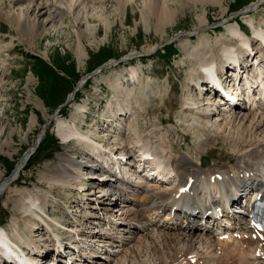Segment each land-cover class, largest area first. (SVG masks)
I'll return each instance as SVG.
<instances>
[{
	"label": "rangeland",
	"instance_id": "obj_1",
	"mask_svg": "<svg viewBox=\"0 0 264 264\" xmlns=\"http://www.w3.org/2000/svg\"><path fill=\"white\" fill-rule=\"evenodd\" d=\"M150 1L129 0L126 8H123L122 0H27V2L24 0L22 3L15 0H0V185L5 184L8 178L16 174L14 170H17L23 157L29 156L27 153L29 150H36L31 154L32 157L25 164L26 166L21 169L19 180L13 182L9 188L6 186V190L0 195V225L6 226L5 229L9 231V238L13 240V244L18 240L22 241L25 247L40 246V243L50 240L48 228L53 229L54 236L57 238L72 241L73 236L66 225V221H70L78 225L79 231L87 229L84 238L88 240L89 245H84L93 249V252L100 250V256L103 259H97L99 264H154L155 259L160 256L159 253L165 252L160 245V240H156L157 236L160 237L158 233L163 237L164 230L156 227L150 229L147 227L145 232L139 229L137 231L136 228L127 230L122 227L117 234L120 236L119 239L124 241L123 244L116 239L107 238L98 242L99 238L93 236L96 231L94 228L99 221L94 218L81 220L80 216L88 217L86 215L90 210L83 211L77 203L80 198L96 196L97 187L101 188L99 189L101 192L98 191L101 197H98L96 201H104L103 193H108L109 188L104 190L102 187L105 184L99 186L93 180L94 178L89 179V177L93 174L95 178L99 176L106 179L108 175L104 177V172L100 174L101 169L91 170L90 168L91 166L99 167L101 164L96 158L103 159V163L106 164L112 162L113 158L104 151L100 154L93 153L95 145L90 147V140L83 145L72 140L73 142L70 145L67 144L69 147L66 148V144L61 142L58 135L56 136L55 126L58 119H62L67 125H72L71 120L75 121L74 117L80 118L81 120L76 119V121L82 124L83 131L80 130L82 135L87 136V131L90 130L95 134L93 137L105 142L102 145L94 141L98 147L106 146L109 150L114 146L126 147L129 150L143 144L141 151H151L152 154H155L154 151L159 152L166 168H169L168 162L172 164V161L177 160L181 155L200 167L203 148L209 158V165L205 168V172L210 173L209 169H216L217 164L220 165L219 168L231 167L233 164L239 166L240 158L245 154L256 151L260 146L262 148L258 149L264 148V125L256 135H253L252 125L253 118L256 122L262 120L264 105L255 111L233 110L218 106L219 100L211 99L213 96L205 97V102L201 101L203 97L191 87L194 82L193 75L198 73L196 65L206 63L204 57L217 60V69L222 67L218 64L220 46L226 53V50H231L235 46L234 43H237L236 41L233 43L229 33L235 26V20H238L240 24L243 22L254 24L257 30L264 29V0H224V5L210 6L206 9L203 8L200 0H184L186 4H189L184 7L180 2L179 5L171 6L170 4L167 7L174 12V17L164 30L156 28L155 22L146 15L149 14L147 9ZM161 1L165 3L169 0ZM261 2L263 3L260 4ZM253 3H255L253 7L247 9L246 6ZM48 10L49 12H46ZM55 10H59L58 18L53 22L49 14ZM15 19L21 22L26 19L25 21L32 28V35L23 33L20 26L13 25ZM219 30L222 33H219ZM256 32L260 34L259 31ZM257 33L256 36H258ZM190 37L192 40L189 39ZM243 40L246 38L242 35ZM168 45L177 47L169 49L166 48ZM256 45L259 46H256L257 51L260 47L264 48L262 44ZM165 48L164 54L162 49ZM235 48L239 47L235 46ZM240 50L239 54H246L242 51L243 49L242 52ZM195 56V62H188ZM139 57L146 59L143 64L138 61ZM262 57H264V51L257 56L258 62ZM79 58H84V61L80 63ZM133 58L136 59V65L132 68L138 71L142 69L149 77L151 90L148 91V98L134 107L130 98L123 96L128 90V83H124L120 97L114 99L113 108H108L113 96L109 86L112 79L108 76L111 73H120L122 70L130 71L132 68L128 70L119 64H127ZM103 63L110 65L91 76L89 81L88 79L84 81L70 99V94L83 78L90 71H94V67L97 68ZM188 63H191L190 69L184 67ZM145 74H139L136 77L143 78ZM254 74L255 69H252L250 79L254 77ZM124 75L126 77L127 73ZM151 95L156 96L158 100L153 99ZM209 100L211 102H208ZM147 102L148 105L145 106ZM190 103L195 104L191 106H195L194 113L198 112V116L196 113L193 115L184 110L187 107L190 108ZM169 104H173L175 108L170 114L166 111V105L169 106ZM149 105L151 106L148 107ZM152 106L158 108L154 115L146 119L143 116L139 117L138 114L142 108L149 109ZM86 108L90 113L86 114ZM59 109L62 110L63 116ZM110 109H112L111 114L117 115L116 122L109 128L106 127L110 122H105V125L101 127L98 119H108L105 113ZM119 110L124 112L119 113ZM205 113H214L211 116L212 119L200 118V114ZM181 115H183L182 119ZM168 117L172 118L174 123L161 125L159 120ZM237 117L236 122L231 121ZM243 117H251L250 122H242L240 118ZM195 118L199 119L196 121ZM84 123L87 128L83 126ZM239 137H244V140L235 143ZM38 140L42 141L37 148V144H34ZM172 143L177 146L176 150L172 149ZM35 146L37 149H34ZM61 155L75 160L74 163H83L86 166L74 171L75 175L79 174V177L73 176L72 179H66L74 185L70 193L63 194V191L62 194L59 191L51 193V186L43 178L52 175L54 169L61 163ZM155 158L153 162L151 161L154 164ZM92 161H96L95 164ZM65 162L62 164L67 165ZM133 162L136 161L133 160ZM115 163L120 167L123 165L117 158ZM124 170L129 172L126 178L133 179L130 174L135 175V180L143 185L144 195L153 190L165 193L171 190L177 181L174 177L169 182L160 184L142 178L130 166L124 167ZM80 183L85 184L82 185L83 193L79 192ZM130 184L134 183L130 181ZM215 188L216 186H211L214 193ZM205 196L207 194L202 195V199ZM36 198L38 209L31 207L36 215L21 211L23 207L28 208V205L36 201ZM132 198L135 199V196ZM89 204L92 205L89 201L82 203L81 206ZM68 210L76 216H67ZM105 210L102 211L109 214ZM118 211L120 212L118 215L122 212V215L127 213V216L124 215V220L128 217V221L134 219L133 213L140 215L139 211L129 208ZM132 222L133 225L137 224L136 221ZM43 224L49 225L47 229ZM139 226L142 229V225L139 224ZM153 241H157L158 248L162 247L157 256L151 251L155 246ZM194 241V248L198 252L206 251L209 264L216 263L220 252L214 254L207 243L197 236L194 237ZM209 241L212 242L213 239ZM183 245L185 244H182L179 249L185 250L187 244ZM169 252L167 256L172 254ZM167 256L165 254V257ZM262 262L264 258L261 259Z\"/></svg>",
	"mask_w": 264,
	"mask_h": 264
},
{
	"label": "bare ground",
	"instance_id": "obj_2",
	"mask_svg": "<svg viewBox=\"0 0 264 264\" xmlns=\"http://www.w3.org/2000/svg\"><path fill=\"white\" fill-rule=\"evenodd\" d=\"M23 1L24 0H15V2H21V3ZM25 1L27 2V0H25ZM122 1H123V6L122 7L123 8H126L127 3L129 4V0H122ZM162 2L163 1H161V0H151L150 3H149L148 9H147V10H149V14H146L149 19L151 18L150 20H153L155 22L156 28H158L160 30L166 29V27L168 25H170V23L172 21V18L174 17V14H173L174 12H172V10L170 9V7H167V6H170V4H171V6L172 5H175V4L176 5H179L178 4L179 2L181 3L182 7H184L185 5H189V4H186L184 0H171V2L169 0V1H166V2L164 1L165 3H162ZM224 2H225L224 0H200V3L202 4V6H203L204 9H206V7H210V6H217V5L218 6H222V5H224ZM263 2H261L260 4H262ZM163 4L164 5L166 4L165 5L166 7H164ZM260 4L258 5V7L260 6ZM46 5H48V4L46 3ZM44 6L45 5H43V7ZM58 11L59 10H55L53 13L51 11V13L49 14L50 17L52 18V21L53 22L56 21V19L58 18V14H57ZM46 12H49V10L46 11ZM206 18H207V16H206ZM25 20L21 22L19 19L18 20L15 19V21L12 24L13 25L20 26V28L23 31V33H25L27 35L28 34H31L32 35V33H33L32 28L30 27V25H28L27 21H25ZM239 27L241 28L240 24L237 23L234 27H232L230 29V32H229L233 39L235 37H237V40H236L237 43L236 44H238L239 41H242V35H243V33L240 31ZM257 35L262 39L261 41L264 42V33L260 32V34L257 33ZM258 36H256V37H258ZM189 39L192 40L191 37ZM245 41H248L247 38H246ZM250 42H251V40H250ZM242 51L245 53L244 50H242ZM229 52L231 54H229ZM256 54H258V52H256ZM202 55L203 54H201V56ZM197 57H199V56H197ZM225 57L227 59H229L230 62H235L237 59H239V61L241 59V61H242V59L244 57H247V53L240 56L239 52L236 51V53H234L232 51V49L231 50L228 49V50H226ZM195 59H196V56H195ZM203 59L206 60L205 61L206 62V65H207V63L212 62V61H208V59L206 57H204ZM79 61H80V63H82L84 61V58H79ZM193 62H195V60ZM199 62H200V60H199ZM220 63L222 65V69H217V70H223V69H225V64L226 63L222 59L220 60ZM203 64H204V62L201 65H203ZM201 65L197 64L196 66H201ZM246 67L248 69L249 68V65L246 66ZM208 69L209 68H207V70ZM143 72L144 71L142 69H140L138 71V70H135L134 68H132L130 71H127V70L120 71V73H123V74H120L119 72H115V73H111L110 76H108V77H110V79H112V80H110L111 82H110V85L109 86H110V89L113 92V96L111 97V99L109 101L108 108H110V107L113 108V106H114L113 105L114 99L120 97L121 90L124 89V87H123L124 86V83H128V85H127L128 90L125 92V94H123V96H128L130 98L131 102L134 104V107H137L140 103H142L144 100H146L148 98V93L151 90V84L148 81L149 80V77H147L146 74H145V72L144 73ZM125 73H127V75L129 76L130 80L125 77V75H124ZM139 74L140 75H142V74L144 75L145 74V77L142 78L141 76H139L137 78L136 76H138ZM260 79L261 78L256 79V80H260ZM208 80H212V79L211 78H208ZM233 83H234V81H233ZM233 83L230 84V85L232 86ZM199 86H200V84H199ZM215 99H216V97H215ZM201 101H204L205 102V97L204 96H203V99ZM208 102H211V100H209ZM254 102H256V99L253 100V103ZM193 104L194 103H190V108L188 110H185V111H187L190 114L192 113L193 115H195V113H196L197 116H198V112H195L194 113L195 106L194 107L191 106ZM214 104H215V102L213 103V105ZM147 105H148V102H147V104L145 106H147ZM150 106L151 105H149L148 107H150ZM148 107L142 108L140 110L141 112L138 114L139 117H142L143 116L146 119L147 117H150V116L154 115L157 112V110H158V108H156V106H152L149 109H148ZM214 107H216V106H214ZM111 110L112 109H110L109 112H106L105 113V114H107V118H108V119H106L105 122H110V124H107V127L106 128H109L111 124H114L116 122V119H117V115L116 114L115 115L111 114ZM213 110H215V109L213 108ZM121 112H124V110H119V113H121ZM123 114H125V113H123ZM212 114H214V113H211V114L210 113H207V114L205 113V114H202V115L200 114V116H201L200 118L203 117L204 119L210 120V119H212V117H211ZM129 115H131V114H129ZM74 118H75V121H72L71 120L72 125L70 123H69L70 125H67L62 119H58L57 120V125L55 126L57 128L58 138L61 140L62 143L66 144V148L69 147L68 145H70L71 142H73V141H75L76 143H79V144L83 145V144H85L87 142V140H90V142H89L90 147H92L93 144L95 145V148H93V153L100 154L102 151H104V152L108 153L110 156L113 154L111 152V151H113V149L109 150V149L106 148V146L104 148L103 147H98L97 144H95L94 141H96V140L99 141L100 144L105 143V142H101V139L100 138L99 139L96 138V140L93 139V138H91L95 134L93 132H91L90 130L87 131L88 132L87 136L82 135V133L80 132V130L83 131L82 128H81L82 124H78V122L76 121V119L79 120L80 118L79 119L77 117H74ZM198 119H196V121ZM240 119H241L242 122H247L248 123V122H250L251 117H246V118L243 117V118H240ZM188 120L191 121L189 117H188ZM237 120H238V117L236 119L233 118L231 121H235L236 122ZM262 120H264V116H262ZM262 120H259V121L256 122L255 119L253 118V120H252L253 131H254L253 135H256L258 133V131L264 125V121H262ZM159 122H160V124H165L166 123V120L165 119H160ZM32 126L33 125L31 123L30 124V127L32 128ZM246 127H248V126H246ZM254 129H256V130H254ZM254 137H256V136H254ZM91 140H93V141H91ZM243 140H244V137H239L235 141V143L237 141H239V143H240ZM38 143H39V141H38ZM233 143H234V141H233ZM36 146H35L34 149H36ZM239 147H241V145ZM258 148H262V146H260ZM258 148H257V150H261V149H258ZM172 149L173 150H176L177 149V146L175 145V143H172ZM253 150H255V149H253ZM257 150L256 151L249 152L245 156H243L242 158H240L241 159L240 162L242 163V166L241 167L240 166H237V169H234L233 171H230V169L224 170V171L225 172L229 171V173L227 172V174H230L231 172H235L236 174H239V176L241 174H243V177L246 176V173L244 171H241V169H245V170L248 169V172L253 171L254 173L264 174V148L261 151H257ZM141 152H142L143 156H151V155H153L154 157H156L155 158V160H156L155 162L158 163V164L152 163L154 161L153 158H152L153 161L151 160L152 162L150 161L148 163H150L151 166H154L155 167L156 171L159 172L158 174L160 176L162 174H164L165 177L168 178L170 175H172V172L170 170H166L165 167H163L162 162H164V161L162 160V156L159 154V152L154 151L156 155L155 154H152L151 151L149 152L147 150H144V151L142 150ZM30 153H33V151L32 152L30 151ZM201 154H203L201 156L202 159H206L207 154L204 152L203 148H202ZM126 156H128V153H121L120 154V158H117V159H119V161H121V158L124 159V158H126ZM28 157H30V155L29 156L26 155L25 157H23L20 160L19 165H18V168L16 170V174L13 175L11 178H8L9 180L5 181L4 182L5 184L0 185V195H2L4 193V191L6 190V186H8V188H9V186L18 179V174L20 173L21 169H23L24 166H25V164L27 163ZM179 157L180 158H177V160L174 162L175 163V167H176V169H178V173L180 174V177H179L180 178V180H179V188L176 191H173V192H165V193H163V192L161 193V192H158V191L156 192V191L153 190L152 192L149 193V196L148 197L147 196H143V197L147 198L148 201H150V205L148 207H145V208H144V206L146 205L145 202L144 203H134V202H132L133 204H137V206H139V208H141L139 210L140 215H136V213H133L132 214V217L135 216L134 219L131 217V214H130V217L132 218V221L140 222L142 225H143V221H144L148 225L151 224V226H158V223H161L164 220V218H161L158 221H156L152 217H155V219L157 217H160L161 216L160 215V209L161 208L163 210H165V208H163V207H169V206L173 207V206L177 205L178 203H180V200L177 201L178 198L181 195L179 193V190L180 189L183 190V189L187 188V186H191L192 187V190H193V193H194V196L197 197L195 194H197L199 192V188L200 187L202 189H204V190H207V193L209 194V190H211V186H213V184H210L209 183V178H210V180H211V178H215L216 184H218L219 182L221 183V181H222L221 179H222V177H224L223 178V182H225L224 179H226V173L224 174L220 170L213 168L214 170L213 169H209L210 171H208V172H211V170H213V171L210 174V176H208L206 174L207 171L205 173V168L204 167H206V166L199 167L198 165H194L193 162L191 160H189L187 157H185L183 155H181ZM60 160H61V163L56 167V169H54V171L52 172V175L51 174L50 175H47V177H45L43 179L46 180L47 184H49L51 186L50 187L52 189L51 193H54V191H57V192L59 191L60 194H62V191H63V194L64 193H67V192L70 193L73 190L72 189L73 188L72 187L73 184H71L70 181H67L66 179H68V178H71L72 179L73 176H78L79 174L75 175L76 173H74V171L76 172L77 170H81L86 165H84L83 163H78V162H75L74 163L75 160L68 158V156H66V155H61L60 156ZM100 160H101V158H100ZM65 161L67 162V165H63L62 164V162H65ZM95 162L96 161H94L93 163L95 164ZM174 163H173V167H174ZM99 166H101V164ZM126 168H127V166H126ZM90 169L91 170L93 169L92 166H91ZM100 169H102V168H100ZM103 172H104V175H103L104 177H106L108 175L106 177V179H108L109 176H111V173L110 172H108L106 170H104ZM157 172H155V173H157ZM92 178H95V177H92ZM65 181H67V182H65ZM80 184H81V186H80L81 189H80L79 192H82V187H83L82 185H85V184H83V183H80ZM104 184H105V186L102 187V188H104L105 190L107 188L111 189V196H114V200L121 199L122 196L125 195V193H128L129 194V191H128L129 189H132L134 192L136 191L133 188V184H130V181L129 182L128 181L124 182V186H126V188H122L123 186H116V187H114V183H112V185L108 187V184H107L106 181H103L102 183H99V186H103ZM218 185H219L218 186L219 187V191L220 192L223 191V194L225 193V191H231L232 182L230 180H228V182L224 183L223 185H221V184H218ZM97 188L101 189L100 187H97ZM58 189H60V190H58ZM93 189H95V188H93ZM99 192H101V191H99ZM16 193H18L19 195H21L19 192H16ZM108 193H106V194H108ZM214 196H215V193H214V195L213 194H210L209 196H205V199H207V198L210 197V200H213L215 198ZM228 196H229L228 193H227L226 196L223 195L222 196V200L223 201H228ZM16 197H19V196H16ZM106 197H107V195H104L103 194L102 199H104V201H106V199H105ZM125 198L127 199V195L125 196ZM26 199L29 200V198H26ZM37 201L38 200L36 198V201H34L32 204L28 205V208L23 207V208H21V211H23L24 213L25 212L26 213L30 212L31 214L36 215L35 212L32 211V208L35 207L36 209H38V207L36 205L37 204ZM119 201H121V200H119ZM210 202H212V201H210ZM122 203H123V201H122ZM108 204L110 205V203H108ZM17 208H20V207L17 206ZM129 212H130V210H129ZM124 215L127 216V213L126 214L124 213ZM154 215H156V216H154ZM128 216H129V214H128ZM139 216H142L143 221H139V219H140ZM127 219H128V217H127ZM127 219H125L124 222L127 225H133V222L131 220L128 221ZM164 223L165 224L162 225V227L164 226V228H163L164 235H163V237H161V234L158 233L160 235V237L157 236V239L156 240H160V242H161L160 245L163 246V251H165V252L164 253L163 252L162 253H159L160 256H158V258L155 259L156 262L154 264H174V263H177V262H180V263L181 262H184L183 259L186 258L187 255L192 254V253H195V251H196V249L194 248L195 241L193 239L194 236H195L194 235V232L195 231L192 230V229L191 230H188V227H185L184 224H180V225H170V223L168 221H166V220H164ZM46 226L48 227L49 225H46ZM5 228H6V226L0 225V255H2L6 250L9 249L8 251L11 252V253H8V255L9 254H13L15 256V257H11V260L14 261L16 264H23V261L25 260V258L20 257L21 256V253H22V250L19 249V246L16 245L15 242L11 246L12 243H11V240L9 238V233L6 232L7 230ZM41 228H42V226H41ZM135 228L136 229H139V226H135ZM172 231H176V232H172ZM106 236L107 235H105V234H97L96 235V237H99V238H103V237H106ZM57 239L59 240V238H57ZM20 242L22 243V241H20ZM207 243L209 245H212V242L207 241ZM251 243L258 244V242H253V241H251ZM153 244L155 246L152 248L151 251H153L154 255L157 256V253L159 252V250L162 249V247H160L161 249L157 247L158 246V245H156V244H158L157 241H153ZM182 244H185V245L187 244V246L183 245V246L186 247L185 250H184V248H183V250L179 249V247H181ZM259 244H260V241H259ZM259 244L257 246H255V247H253V249L251 250L250 254L252 252L254 254V253H256L258 251ZM214 246L216 247V251H218L220 249V251L224 253V259H222L221 257L218 258L216 260V264H237L238 255H237L236 250H235V248H236L235 244H234L233 247H231L227 242H223V241H219L218 240V241H215V245ZM169 251L172 254L167 256V253ZM132 252H134V251H132ZM262 252L264 253V247L262 249ZM135 254H136V252H135ZM165 254H166L167 257H165ZM226 258H228V259L226 260ZM164 259L168 260L169 263L168 262L167 263L164 262V261H166ZM171 260H172V262H171ZM242 264H243V262H242ZM249 264H255V262L250 260V263Z\"/></svg>",
	"mask_w": 264,
	"mask_h": 264
}]
</instances>
